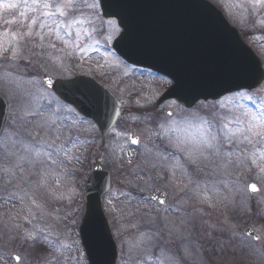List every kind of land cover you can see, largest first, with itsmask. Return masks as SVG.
<instances>
[{
	"label": "rangeland",
	"instance_id": "374dc122",
	"mask_svg": "<svg viewBox=\"0 0 264 264\" xmlns=\"http://www.w3.org/2000/svg\"><path fill=\"white\" fill-rule=\"evenodd\" d=\"M212 1L240 28L263 6L255 0ZM22 10V2L0 9V32H26L37 13L21 17ZM80 11L84 16L76 18L89 16L87 8ZM98 13L91 23L73 25L70 36L59 29V38L38 22L32 31L41 32L43 41L25 37L14 59L10 51L0 54V94L9 105L0 134V264H87L78 226L93 160L109 170L115 184L102 204L118 248L116 264H264V173L258 167L264 146L235 137L229 144L223 135L246 127V120L235 122L244 113H264V82L250 95H227L191 111L174 102L157 105L169 82L123 63L111 50L118 34ZM70 18L56 16L48 24ZM10 19L16 22H3ZM11 40L0 37L5 47ZM263 40L254 36L250 45L264 61ZM42 76H85L108 87L122 117L103 147L91 123L43 89ZM190 115L209 123L184 119ZM210 134L218 136L216 146L203 155L193 151ZM132 139L137 146L130 145ZM49 151L58 155L49 159ZM249 184L256 185V194L248 193ZM155 190L166 192L163 208L149 202ZM247 226L259 240L243 236Z\"/></svg>",
	"mask_w": 264,
	"mask_h": 264
},
{
	"label": "water",
	"instance_id": "95a60500",
	"mask_svg": "<svg viewBox=\"0 0 264 264\" xmlns=\"http://www.w3.org/2000/svg\"><path fill=\"white\" fill-rule=\"evenodd\" d=\"M101 12L103 18L115 19L122 32L128 29L124 39L118 37L113 43L116 55L172 81L160 102L175 99L189 109L199 100L215 101L231 92L253 90L262 82L260 62L220 12L203 0H102ZM42 82L59 100L91 120L104 143L120 107L105 89L83 77L68 81L43 78ZM5 102L0 96V132L7 112ZM90 173L79 226L82 248L89 264H116V246L102 209L103 197L113 183L98 164L92 165ZM153 195L157 197L150 198L153 202L164 205L161 191ZM244 234L255 240L253 230L246 229Z\"/></svg>",
	"mask_w": 264,
	"mask_h": 264
},
{
	"label": "snow or ice",
	"instance_id": "6c2138e0",
	"mask_svg": "<svg viewBox=\"0 0 264 264\" xmlns=\"http://www.w3.org/2000/svg\"><path fill=\"white\" fill-rule=\"evenodd\" d=\"M23 3V10L20 12L21 17H26V13H37V15H33L30 19V21L27 24V31L26 32H12L9 33L8 31L0 32V37L11 35L12 40L9 42V47H5L3 41H0V54L10 51L11 52V58L14 59L19 52V43L24 40L25 37H32L33 35L38 36L41 41L44 39V35L41 32L33 33L32 29L33 26L36 25L39 22V28L44 29L45 27L48 28V33L51 34V32L56 31L57 37L59 38V29L64 28L66 35H71L70 29L73 27V25H83L85 23H91V19L95 18L99 15L98 10L102 7V0H61L60 3H49L47 0H11V2H8V0H0V9H15L17 8L20 3ZM256 4L264 3V0H255ZM54 11L50 10L53 9ZM81 8H87L89 10V16L84 17L83 19H79L75 17L76 13H79L81 17L84 16V13L80 11ZM71 17L68 19L67 23H64V21L61 20H53L52 25L48 24L49 20H52L53 17ZM43 17V19L41 18ZM5 24L11 25L15 23L16 21L14 19L10 20H4ZM108 24L112 27L113 31L119 35L120 39H124L128 35V29L127 27L124 28L123 32H121V29L116 26L115 21L109 20ZM82 31L87 34L88 29L83 28ZM80 33H77V39H79ZM112 34L109 33L108 39H112ZM172 113H169V116H171ZM244 119L242 120L240 117H237L235 122L236 123H244L246 120V127H242L240 129H237L233 131L232 129H228L227 133H223L224 135V142L231 144L233 142V137L236 138L238 143H244L247 142L252 145L259 144L261 146H264V113H261L259 115L255 113H244L243 114ZM185 120H200L202 123H209L207 120L203 119L202 117H199L197 115H190L184 118ZM211 127V125H209ZM224 128H228V125H224ZM239 133V136L236 135V133ZM56 140H59V135L56 136ZM133 144L138 143L136 139H132L131 141ZM218 142V136L215 134H210L208 138L201 142V145L194 148L193 151H197L200 153V155L204 154L205 148H213L216 146V143ZM55 146V141L50 142V147ZM27 147V146H26ZM60 150L63 149V145H60ZM219 149L217 148V152ZM40 155V151L36 150V156ZM46 156H48L49 159H51L54 155H58L57 152L49 151L45 153ZM231 155V153L229 154ZM254 155V154H253ZM189 156H191V152L189 153ZM261 160H264V152H261V155L259 157ZM239 160V156H238ZM35 162V161H33ZM55 162V161H53ZM193 163L195 160L192 161ZM252 163L256 164V158L254 157L252 160ZM260 167V171L264 173V163L258 165ZM7 173V169L4 170ZM43 183V179L41 181ZM249 188L255 192L257 191V187L255 184L249 185ZM151 199H157L155 195L150 197ZM160 203L163 204L164 200H160ZM33 204L36 205V207H40L39 204L36 203V201H33ZM28 239H34L32 236H28ZM253 239L259 240L260 237L258 235L253 234ZM17 261H19L20 257H15Z\"/></svg>",
	"mask_w": 264,
	"mask_h": 264
},
{
	"label": "flooded vegetation",
	"instance_id": "af4514ba",
	"mask_svg": "<svg viewBox=\"0 0 264 264\" xmlns=\"http://www.w3.org/2000/svg\"><path fill=\"white\" fill-rule=\"evenodd\" d=\"M260 14L262 15L260 20L258 21L249 20L250 22L254 24H250L248 20H246V22L248 21L247 23L245 22L242 24L243 28H240V26L236 27V25L233 24L235 28L238 30L241 39L247 45H250V39L254 38V36L264 37V3H263V6L260 8ZM262 45H264V43H262Z\"/></svg>",
	"mask_w": 264,
	"mask_h": 264
}]
</instances>
